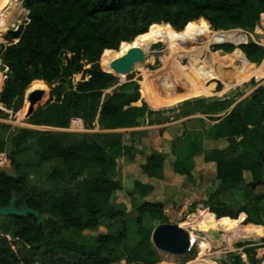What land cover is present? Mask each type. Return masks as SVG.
<instances>
[{
	"label": "trees",
	"instance_id": "trees-1",
	"mask_svg": "<svg viewBox=\"0 0 264 264\" xmlns=\"http://www.w3.org/2000/svg\"><path fill=\"white\" fill-rule=\"evenodd\" d=\"M24 7L28 19L13 34L17 42L3 45L0 51L2 71H6L0 116L17 113L23 107L25 93L47 91L48 84L49 101L30 118L35 125L62 129L68 128L72 119L82 120L86 129L95 124L102 130L132 128L151 114L146 105L133 106L140 102L137 84L119 86V78L101 68L104 50H117L122 42L133 41L154 25L195 39L196 34L216 33L210 30L208 21L224 31L254 29L264 14V0H25ZM237 48L253 64L259 66L264 60V46L249 43ZM235 49L232 44L214 47L225 53ZM79 73L82 79L74 84ZM231 104L232 100H214L207 106L208 113H222ZM28 108L25 100L21 118ZM216 121L208 135L226 140L227 146L210 151L204 158L216 166V189L207 200L205 212L214 213L218 220H232L244 211L243 202L231 205L221 201L218 194L248 183L246 173L251 176L250 182L264 181V164L260 162L264 153V87ZM8 130L9 126L0 122V155L6 152L15 164L19 161L15 159L17 150L24 156L35 153L39 163H51L53 168L47 177L53 190L31 192L25 185L29 174L19 162L16 179L0 174V206H9L16 195L20 197L16 206L27 199L30 208L49 215L42 224L31 215L3 216L13 220V225L10 237L0 235V264H118L119 258L128 264L157 262V249L151 242L153 230L144 225V218L150 215L166 223L165 204L144 201L134 210L133 218L110 200L123 189L115 176L124 149L123 134L95 133L79 139L69 133L21 129L12 139L13 150L8 154ZM184 148L186 154L176 160L175 170L192 179L193 168L186 165V159L201 152L200 132H188ZM146 157L149 174L162 170L163 154ZM34 170L40 171L36 166ZM152 190L151 185L134 183V192L142 199ZM245 190L247 199L254 195L250 188ZM102 226L107 231L85 235L98 232ZM246 254L252 264H260L251 249ZM234 264H241L239 257Z\"/></svg>",
	"mask_w": 264,
	"mask_h": 264
},
{
	"label": "rangeland",
	"instance_id": "rangeland-1",
	"mask_svg": "<svg viewBox=\"0 0 264 264\" xmlns=\"http://www.w3.org/2000/svg\"><path fill=\"white\" fill-rule=\"evenodd\" d=\"M25 1V0H24ZM24 7V2L22 3ZM25 8V7H24ZM26 9V8H25ZM28 10L25 16L16 22L14 25L9 26L6 30V36L4 42L0 43V51L3 45L7 46L11 43H16L17 40L13 37V34L18 30L19 26L24 24L27 21ZM208 21V20H207ZM209 28L212 32H219L222 29L218 28L214 23L208 21ZM230 30H241L243 34L248 38L247 43H255L261 46H264V23L262 19L257 27L254 29L248 28H236ZM215 33V34H216ZM209 34L203 35L202 33L196 34L195 39L180 37V39L173 44L172 48L181 54H186L193 52L197 48H202L205 52L211 53H221V55H230L231 53H225L223 51H215L214 47L218 45H226L231 43H214L207 44L208 40L212 38ZM234 45V44H232ZM236 50L238 49L237 45H234ZM182 50V51H180ZM235 50V51H236ZM168 56V52H156L150 58L147 56L145 62L139 64L138 67L133 68L129 74L122 76H116L119 78L118 85H123L127 83H134L138 85L140 92V102L138 106L142 107L147 106L151 114L145 116L141 124L132 128H123L117 130H102L100 127L95 124L91 129H86L82 123V129H75L74 122L72 119L70 126L66 129L56 128V127H45L39 126L32 123L31 118H21V113L25 109V100H27V93L24 95V104L23 107L17 112H9L7 116H0V122L9 126L8 133L6 134V151L13 150L12 139L18 137V131L21 129L31 130L36 133L43 134H62L69 133L74 134L77 138L82 136H92L95 133H108V134H123L122 144L124 146L122 159L120 166H118L116 172V179L120 180L122 178V187L121 191L115 192L111 197L112 205L126 210L129 216L135 218L136 214L134 210L137 208V204L133 200V191H134V181H144L147 177L150 182L153 184L154 192L150 194L152 202L163 201L165 204V214L167 222L161 224L158 217H151L150 215L145 216L144 225L151 230H155L158 226L161 225H170L181 228L185 230L189 235V240L191 235L193 237V242L187 246L186 249L181 250H165L156 247V245L151 242L157 248L158 260L155 264H234L235 258L239 257L241 264H252L246 254L247 249H251L255 253V259L259 261L260 264H264V200H261L257 203L245 207L244 211L236 218L230 220L234 229L219 233V238L221 242H215L211 244L208 240L207 234L194 230L190 225L193 215H197L199 211H208L207 204L210 195L213 194L216 189L215 181L216 174L213 169L210 168H200L199 166H209L205 164L202 158L196 159L195 166H198V170L192 172V179H189L185 175H181L178 171L175 170V156L171 150L174 144L179 146L181 144L180 136L172 137L168 133V130L171 131L174 135L182 133L185 128L198 129L200 128V122L204 120H209V118L219 119L227 116L238 104H245L248 98L254 93V91L260 87H264V78L257 79L255 77L250 78L247 82L231 88L225 93H221L224 89V84L221 81L215 80L208 82L202 91L204 94L211 93L208 97L198 100H192L181 106H176L170 109H153L149 101V95H147L142 84L147 82L145 78V72H151V78L155 82H163L166 79H161L160 73L162 71L163 63L162 57ZM206 56V55H205ZM182 65H188L189 60L187 57L181 56L177 58ZM188 60V61H187ZM264 63L262 61L260 65ZM209 64V63H208ZM256 65V64H255ZM212 67V64H209ZM216 67V65H213ZM88 66H85L87 69ZM102 68V67H101ZM158 71H160L158 73ZM172 75L180 81L182 72L184 73L185 67L180 66V68H174ZM229 72V75L226 79L228 81L233 75L232 69H226ZM0 73L2 75V84L0 85V92L4 87L6 76V71H2L0 63ZM178 77V78H177ZM82 79V73L76 74L74 77V84ZM48 90L43 98V100L37 105L36 113L45 107L47 102L50 99V86L47 84ZM134 90V86L130 88ZM152 89V88H150ZM112 89L108 90L110 92ZM27 92V91H26ZM214 100H232V104L226 111L220 114H210L208 113V104ZM137 103V102H136ZM135 104V103H134ZM133 106H136L134 105ZM2 105L0 104V108ZM26 115V114H25ZM82 122V120H80ZM197 122L190 125V122ZM210 125L207 122V127ZM176 127V129H174ZM182 136V135H181ZM136 138V139H135ZM127 148L132 149V154L136 157V161L133 159V156L130 154ZM210 148H213L210 147ZM159 151L168 152L166 155L167 163L163 167L162 172L155 173L154 175L149 174L145 169H141V164L144 162V155H151L154 153H159ZM8 152V154H9ZM15 159H18L20 166H23V170L28 172L29 177L25 179V185H28L33 193L42 194L44 191L50 193L53 188L50 183L47 174L52 170L53 165L51 163H39L37 155L35 153L30 154L29 156H24L21 153H18L17 150ZM141 153V154H140ZM130 156V157H129ZM136 163L137 166H133V172L136 174H131L133 177L127 178L128 170H125L126 164ZM10 161L7 158L6 152L0 155V167L8 165ZM147 165V163H146ZM144 166L145 168L147 166ZM40 169L39 172L34 170V167ZM135 170V171H134ZM143 170V172H142ZM147 176V177H146ZM120 178V179H119ZM83 179V178H82ZM134 179V180H133ZM245 179L250 182V175L246 173ZM143 183V182H142ZM246 189V188H245ZM235 188L221 191L218 196L219 199L228 204H236L237 202H245L247 199L248 190ZM252 191V190H251ZM56 192L59 193L58 189ZM264 192V187H257L252 193H261ZM207 201V203H206ZM216 216V215H215ZM217 218V217H216ZM219 219V218H217ZM13 220L0 216V235L3 237H10L11 228L13 225ZM237 228V229H236ZM105 226H102L98 232H86V236H96L100 232H105ZM239 229V230H238ZM234 232V233H233ZM263 232V235H262ZM233 233V234H231ZM232 238L231 245H227V242ZM198 240V241H197ZM219 240V239H218ZM202 241V242H201ZM199 242V243H198ZM204 243V244H203ZM15 248V247H14ZM201 252V253H199ZM20 254V253H19ZM119 258V256L117 257ZM68 262V259H66ZM118 264H128L126 260L119 258Z\"/></svg>",
	"mask_w": 264,
	"mask_h": 264
},
{
	"label": "bare ground",
	"instance_id": "bare-ground-1",
	"mask_svg": "<svg viewBox=\"0 0 264 264\" xmlns=\"http://www.w3.org/2000/svg\"><path fill=\"white\" fill-rule=\"evenodd\" d=\"M23 2L24 0H0V43L4 42L7 28L14 25L16 22L19 23L25 16L27 9L22 7ZM261 19L264 23V14L261 15ZM179 39L180 37L175 30L171 28L164 30L161 27L154 25L148 32L137 36L133 41L122 42L117 50H104L101 56L100 65L104 71L114 72L112 69L113 62L136 47L141 48L144 51V59L135 63L133 68L138 67L139 64L145 62L147 56L150 58V56L158 51L168 52V56L162 57L163 67L161 72L164 73L159 74L161 79H166L163 84L162 81H153L151 78V72H147L148 70L145 72L147 82L142 84V86L144 92L149 95L148 103L153 109H170L176 106H181L192 100L206 98L213 92L204 94L202 91L207 83L211 81H221L224 84V89L221 93H225L231 88L247 82L252 77L259 80L264 78V63L260 66L251 63L246 58L245 54L239 49L227 56L223 54L221 55V53H204L205 51L200 47L193 52L181 54L177 53L172 48L173 44ZM247 41L248 38L241 30H222L210 38L207 44L231 43L238 46L239 44L247 43ZM157 42L163 43L161 49H153V44ZM181 56L187 57L189 60L188 65H182L177 59ZM208 63L212 64V67L209 66ZM214 64L216 67L213 66ZM180 66H184L185 71L184 73L182 72L180 81H177L178 79L172 75L171 70L174 68L179 69ZM226 69L233 70L232 78H230L232 81L226 79L229 72H231L226 71ZM159 72L160 71H158V73ZM120 76H122V74H120ZM73 127L75 129H82V122L75 121ZM190 225L194 230L207 234L208 241L211 244L221 242L219 238V233L221 231L228 232L234 229V225L232 226L229 219L224 218L218 220L214 213L201 210L197 215L192 216ZM193 237L195 236L191 235L189 240L190 244L194 240ZM226 242L227 245L233 244L232 238Z\"/></svg>",
	"mask_w": 264,
	"mask_h": 264
},
{
	"label": "water",
	"instance_id": "water-1",
	"mask_svg": "<svg viewBox=\"0 0 264 264\" xmlns=\"http://www.w3.org/2000/svg\"><path fill=\"white\" fill-rule=\"evenodd\" d=\"M243 44H248V43H243ZM162 47H163L162 42H157L153 44V49H161ZM143 59H144V51L141 48H137V47L133 48L126 55L113 62L112 69L114 70V72H107V73H111L114 76H120V74L122 75L129 74L133 70L135 63ZM45 94L46 91L44 89H34L27 94L29 108L26 112L25 118L27 119L30 118L36 112V107L43 100ZM260 162L264 164V156L260 160ZM0 174L6 175L9 178L16 179L18 177L17 164H13V165L8 164L1 166ZM238 187L241 189L250 188L252 191H254L257 187H264V181L260 179L256 182L239 184ZM19 199L20 197L13 195L9 206L7 207L0 206V216L27 217L31 215L37 219L38 224H42L44 221L49 219L48 214H42L38 210L30 208L27 204L28 201L27 199L23 201V204L20 207H17L16 202ZM263 199H264V192L254 193L253 196H251L250 198L247 199V201L242 203V206L247 207ZM152 242L156 245V247L161 249L181 250V249H186V247L188 246L189 235L185 230L181 228L170 225H161L158 226L153 231Z\"/></svg>",
	"mask_w": 264,
	"mask_h": 264
},
{
	"label": "crops",
	"instance_id": "crops-1",
	"mask_svg": "<svg viewBox=\"0 0 264 264\" xmlns=\"http://www.w3.org/2000/svg\"><path fill=\"white\" fill-rule=\"evenodd\" d=\"M204 90V89H203ZM134 105H136V106H138V104L137 103H135ZM218 114H220V113H218ZM199 122L201 123L200 124V128H198V129H190V128H185V130L184 131H182V133H179V134H177V135H174L171 131H169L168 130V133L170 134V136H172V137H178V136H180V137H182L181 138V144L179 145V146H176V144H174V146H173V148H171V150H172V152H173V154H174V156H175V158H176V160L177 159H180V155L181 154H186L185 152H183V151H185V148H184V143H185V137L187 136V133L189 132H193V131H197V132H200V134H201V136H202V150H201V152H199V153H196V154H194L193 156H191L189 159H186V165H190V166H192V168H193V170H192V172L193 171H195V170H198L197 168H198V166H195V162L197 161L196 159H198V158H202V160H203V162L205 163V164H207L206 162H205V160H204V158H205V156L206 155H208L209 154V152L210 151H212V150H214V149H224L226 146H227V142H226V140H214V139H212L211 137H209V135H208V132L210 131V129L211 128H213V126L215 125V124H217L219 121H216V119H214V118H209V120H204L203 122H201V120H199ZM207 122H209L210 123V125L207 127ZM83 123V122H82ZM194 123H197V122H195V121H193V122H190V125H192V124H194ZM174 129H176V127H174ZM182 135V136H181ZM136 139V138H135ZM213 146V148H210V147H212ZM128 151L130 152V154L133 156V154H132V149L131 150H129L128 149ZM159 153H161V154H163V156H165V162H164V164H163V167L166 165V163H167V158H166V155H167V153L168 152H163V151H159ZM141 154V153H140ZM147 154H145L144 155V162L141 164V169L143 168V169H145V165H146V163H147ZM123 157V156H122ZM122 157L120 158V159H118V161L119 160H121L122 159ZM130 157V156H129ZM133 159L136 161V157H134L133 156ZM176 160H175V162H176ZM174 162V163H175ZM209 164V166H199L200 168H210V169H213V171L215 172V174H216V166H215V164L214 163H208ZM118 166H120V162L118 163V165H117V168H118ZM133 166H137V164L136 163H129V164H126V166H125V170H128V172H126L127 174V178L129 177H133L132 175H130L129 174V172L131 173V172H133ZM135 171V170H134ZM116 172L117 173H119L118 172V170L116 169ZM142 172H143V170H142ZM160 172H162V170H160V171H157V173H160ZM131 174H136L135 172H133V173H131ZM246 175V174H245ZM250 175V174H249ZM117 176V175H116ZM147 177V176H146ZM250 178H251V176H250ZM120 179V178H119ZM149 178L147 177L144 181H142L143 182V184H147V185H151V186H153V184L150 182V180H148ZM134 180V179H133ZM251 180V179H250ZM123 180H122V178L120 179V182H122ZM135 182V181H134ZM123 183V182H122ZM249 183V182H248ZM134 184V183H133ZM154 192V189L150 192V194H152ZM133 194H134V196H133V200L135 201V204H137V205H139V206H137V208L138 207H140L141 205H142V203L144 202V201H149V202H152V200L150 199L151 198V196H147L146 198H144V199H142L139 195H138V193L137 192H134L133 191ZM264 200V199H263ZM261 201V200H260ZM159 202H163V201H159ZM164 203V202H163ZM136 208V209H137Z\"/></svg>",
	"mask_w": 264,
	"mask_h": 264
},
{
	"label": "flooded vegetation",
	"instance_id": "flooded-vegetation-1",
	"mask_svg": "<svg viewBox=\"0 0 264 264\" xmlns=\"http://www.w3.org/2000/svg\"><path fill=\"white\" fill-rule=\"evenodd\" d=\"M9 154H11V152H9ZM263 156H264V153L261 155V159L263 158ZM8 160L10 161L9 164H10V165H13L12 161H11L10 159H8ZM15 164H17V166H18V162H16ZM22 204H23V203H22ZM22 204H21V205H22ZM21 205H20V206H21ZM20 206H17V207H20Z\"/></svg>",
	"mask_w": 264,
	"mask_h": 264
}]
</instances>
